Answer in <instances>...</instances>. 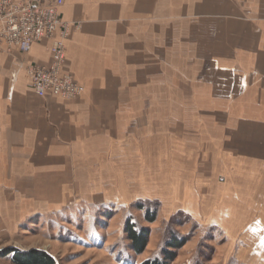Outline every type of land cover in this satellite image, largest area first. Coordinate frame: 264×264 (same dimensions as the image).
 Listing matches in <instances>:
<instances>
[{
  "label": "crops",
  "instance_id": "0c3cea01",
  "mask_svg": "<svg viewBox=\"0 0 264 264\" xmlns=\"http://www.w3.org/2000/svg\"><path fill=\"white\" fill-rule=\"evenodd\" d=\"M62 1L81 94L32 90L49 39L0 52L1 234L157 202L264 264V0Z\"/></svg>",
  "mask_w": 264,
  "mask_h": 264
},
{
  "label": "rangeland",
  "instance_id": "374dc122",
  "mask_svg": "<svg viewBox=\"0 0 264 264\" xmlns=\"http://www.w3.org/2000/svg\"><path fill=\"white\" fill-rule=\"evenodd\" d=\"M148 212H154L153 221L146 219ZM88 213L86 219L66 220L61 215L32 219L8 235L1 234L0 228V264H13V253L5 254L8 249L42 250L55 264H141L147 259H162L173 238L184 244L175 250L170 264H237L224 257L225 244L218 230L201 227L183 212L163 219L157 202L135 203L121 212L110 208ZM128 223L137 231H147L148 241L141 253L132 249Z\"/></svg>",
  "mask_w": 264,
  "mask_h": 264
},
{
  "label": "built area",
  "instance_id": "2783aa9c",
  "mask_svg": "<svg viewBox=\"0 0 264 264\" xmlns=\"http://www.w3.org/2000/svg\"><path fill=\"white\" fill-rule=\"evenodd\" d=\"M62 0H0V52L16 48L28 52L32 45L49 39L48 65L29 63L26 71L32 90L41 97L50 93L62 99L75 98L84 86L63 71L64 41L68 25L59 13Z\"/></svg>",
  "mask_w": 264,
  "mask_h": 264
},
{
  "label": "trees",
  "instance_id": "16d2710c",
  "mask_svg": "<svg viewBox=\"0 0 264 264\" xmlns=\"http://www.w3.org/2000/svg\"><path fill=\"white\" fill-rule=\"evenodd\" d=\"M155 218L154 212H149L146 214V219L148 221H153ZM127 232L131 240V246L135 253H141L148 241L147 231L140 229L135 230L133 226L127 224ZM184 244L183 240L173 238L167 244L166 248L163 250V258H153L143 261L141 264H170L171 261L176 257V249L180 248ZM5 254L13 253L11 261L13 264H55L54 259L45 251L37 249H29L27 251H18L15 249L4 250Z\"/></svg>",
  "mask_w": 264,
  "mask_h": 264
}]
</instances>
